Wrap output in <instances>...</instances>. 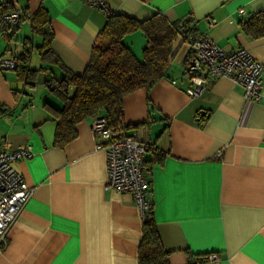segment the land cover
<instances>
[{"label": "crops", "instance_id": "crops-1", "mask_svg": "<svg viewBox=\"0 0 264 264\" xmlns=\"http://www.w3.org/2000/svg\"><path fill=\"white\" fill-rule=\"evenodd\" d=\"M11 3L20 23L0 30V57L30 50L34 69L48 67L39 55L37 67L31 64L29 39L37 47L42 37L32 35L29 15L39 8L46 12L52 55L75 74L85 70L108 13L138 20L159 13L169 22L189 16V27L218 46L244 47L264 65V35L251 37L241 28L264 10V0H107L108 12L84 0ZM123 40L141 57L142 32ZM188 52L178 37L168 77L123 97L125 132L148 144L160 242L168 264H264V74L258 101L225 77L189 97ZM40 71V78L49 74ZM41 80L30 87L15 69L0 68V142L11 145L7 150L28 143L34 152L12 163L33 192L8 229L0 264H138L143 219L130 193L105 187L106 153L97 147L93 118L75 124V138L55 144V121L44 103L59 108L61 101ZM209 253L218 259L207 260Z\"/></svg>", "mask_w": 264, "mask_h": 264}, {"label": "trees", "instance_id": "trees-1", "mask_svg": "<svg viewBox=\"0 0 264 264\" xmlns=\"http://www.w3.org/2000/svg\"><path fill=\"white\" fill-rule=\"evenodd\" d=\"M5 9L15 10L12 3ZM29 16L32 35L42 37L37 47H33L31 38L29 43L32 50L37 48L40 61L48 67L31 68V51L27 50L13 57L16 62L14 69L17 77L30 87H34L33 81H36L40 70L49 71L47 76L42 77V84L61 101V106L58 108L47 102L44 106L55 121L54 142L59 146L75 138V124L100 114L106 115L113 137L124 136L128 125L123 120V97L136 89L150 88L161 78L168 77L173 42L189 28L191 22L190 18L185 19L183 25L178 23L180 19L169 22L159 13L144 20L108 13L85 70L82 74H75L52 55L45 10L39 8ZM241 28L251 37L263 36L264 10L241 22ZM137 30L146 39L141 57L135 56L123 40L126 34ZM53 67L57 68L59 75L54 73ZM137 259L138 264H168L167 252L160 242L151 209L142 222Z\"/></svg>", "mask_w": 264, "mask_h": 264}, {"label": "built area", "instance_id": "built-area-1", "mask_svg": "<svg viewBox=\"0 0 264 264\" xmlns=\"http://www.w3.org/2000/svg\"><path fill=\"white\" fill-rule=\"evenodd\" d=\"M14 0H0V30L7 33L19 24L18 10H6L5 6ZM94 8L108 12L107 0H84ZM178 22L183 25L184 20ZM211 18L207 25H211ZM179 38L188 45L189 52L186 66L189 83L185 93L189 97L199 95L216 78L225 77L241 85L246 99L258 101L263 88L264 65L256 60L244 47L227 51L214 43L205 33L187 28ZM13 58L0 57V68L14 69ZM91 130L95 136L97 147L104 149L107 160L106 189L120 193H130L139 208L142 219L152 208L151 187L149 183L150 169L145 164V153L148 144L139 140L135 134H125L120 138L113 137L104 114L93 117ZM11 145L0 142V248L7 241V232L17 217L33 188L24 181L12 163L15 160L34 155L28 143L18 144L11 150ZM207 260H217V253L206 255Z\"/></svg>", "mask_w": 264, "mask_h": 264}, {"label": "rangeland", "instance_id": "rangeland-1", "mask_svg": "<svg viewBox=\"0 0 264 264\" xmlns=\"http://www.w3.org/2000/svg\"><path fill=\"white\" fill-rule=\"evenodd\" d=\"M19 30V29H18ZM35 50H34V53H32L33 55H32V60H31V64H32V66H34V67H37V65L39 64V62H37V60H38V51H37V48L35 47L34 48ZM37 62V63H36ZM36 64V65H35ZM41 71H39V74H41V76H42V72L40 73ZM39 74H38V79L39 80H41V78L39 77ZM41 85L39 84L38 85V87H40ZM36 93H38V91L36 90Z\"/></svg>", "mask_w": 264, "mask_h": 264}, {"label": "bare ground", "instance_id": "bare-ground-1", "mask_svg": "<svg viewBox=\"0 0 264 264\" xmlns=\"http://www.w3.org/2000/svg\"><path fill=\"white\" fill-rule=\"evenodd\" d=\"M128 134V133H127ZM6 142V141H5ZM148 150V149H147Z\"/></svg>", "mask_w": 264, "mask_h": 264}]
</instances>
